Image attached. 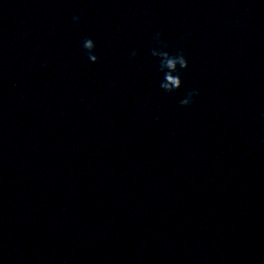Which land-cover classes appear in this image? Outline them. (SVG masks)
<instances>
[{
    "label": "clouds",
    "instance_id": "1",
    "mask_svg": "<svg viewBox=\"0 0 264 264\" xmlns=\"http://www.w3.org/2000/svg\"><path fill=\"white\" fill-rule=\"evenodd\" d=\"M80 17L74 16L73 21L79 22ZM157 47L152 48L151 55L159 59V69L164 73V78L160 83V88L167 93L178 91L182 87L181 70H186L189 65L186 56L183 51L177 52L175 55L165 51L168 47L167 42L160 38V34L157 33L155 38ZM83 48L88 54V58L92 63H98L99 57L94 54L95 42L91 38H86L83 41ZM138 53L133 51L131 55L135 57ZM199 95V91L193 89L187 93L186 98L180 100V104L183 107H188L194 102V98Z\"/></svg>",
    "mask_w": 264,
    "mask_h": 264
}]
</instances>
